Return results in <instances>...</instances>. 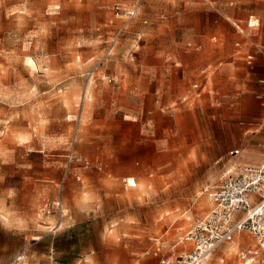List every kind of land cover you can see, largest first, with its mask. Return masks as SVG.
I'll return each mask as SVG.
<instances>
[{"label":"rangeland","instance_id":"1","mask_svg":"<svg viewBox=\"0 0 264 264\" xmlns=\"http://www.w3.org/2000/svg\"><path fill=\"white\" fill-rule=\"evenodd\" d=\"M134 2L0 0V264H159L260 162L264 0Z\"/></svg>","mask_w":264,"mask_h":264},{"label":"built area","instance_id":"2","mask_svg":"<svg viewBox=\"0 0 264 264\" xmlns=\"http://www.w3.org/2000/svg\"><path fill=\"white\" fill-rule=\"evenodd\" d=\"M140 1L124 10L128 18L138 15ZM82 163V158L75 159ZM210 208L195 220L190 230L173 245L167 256H159V264H206L209 256L221 245L233 242L236 235L248 232L256 247L239 254L240 264L264 262V146L262 158L256 165L241 167L208 192ZM59 203L56 207H59ZM179 245L181 248L179 249ZM161 249L154 253L158 256ZM24 256L17 262L23 263Z\"/></svg>","mask_w":264,"mask_h":264},{"label":"bare ground","instance_id":"3","mask_svg":"<svg viewBox=\"0 0 264 264\" xmlns=\"http://www.w3.org/2000/svg\"><path fill=\"white\" fill-rule=\"evenodd\" d=\"M241 242H242V241L240 240L239 243H237V245L240 244ZM237 245H235L234 247L232 246V247H233V248H231V251H232V252H233V251L236 252V251L238 250V249H237V248H238Z\"/></svg>","mask_w":264,"mask_h":264},{"label":"crops","instance_id":"4","mask_svg":"<svg viewBox=\"0 0 264 264\" xmlns=\"http://www.w3.org/2000/svg\"><path fill=\"white\" fill-rule=\"evenodd\" d=\"M261 38L264 40V29L261 30Z\"/></svg>","mask_w":264,"mask_h":264}]
</instances>
